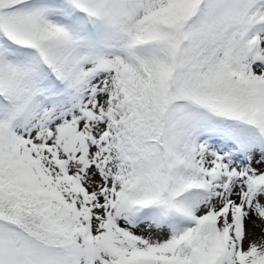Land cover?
<instances>
[{
    "label": "snow or ice",
    "instance_id": "obj_1",
    "mask_svg": "<svg viewBox=\"0 0 264 264\" xmlns=\"http://www.w3.org/2000/svg\"><path fill=\"white\" fill-rule=\"evenodd\" d=\"M0 264H264V0H0Z\"/></svg>",
    "mask_w": 264,
    "mask_h": 264
}]
</instances>
